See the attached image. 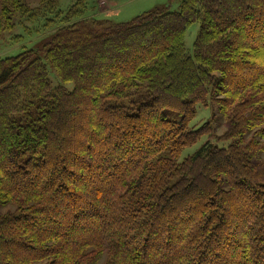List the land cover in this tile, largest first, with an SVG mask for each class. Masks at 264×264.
Masks as SVG:
<instances>
[{
  "label": "trees",
  "instance_id": "obj_1",
  "mask_svg": "<svg viewBox=\"0 0 264 264\" xmlns=\"http://www.w3.org/2000/svg\"><path fill=\"white\" fill-rule=\"evenodd\" d=\"M61 1L0 0V38L43 36L0 59V264H264V0L124 24ZM209 94L232 144L175 166Z\"/></svg>",
  "mask_w": 264,
  "mask_h": 264
},
{
  "label": "rangeland",
  "instance_id": "obj_2",
  "mask_svg": "<svg viewBox=\"0 0 264 264\" xmlns=\"http://www.w3.org/2000/svg\"><path fill=\"white\" fill-rule=\"evenodd\" d=\"M31 4H38L39 0H30ZM69 3V0H62L60 4ZM87 18H94L98 21H109L114 24L129 23L136 17L159 9H166L170 12H178L181 0H88ZM21 29H17L14 33H5L0 38V59L14 57L22 51L35 50L42 41L43 36H28L21 33ZM199 32V24L191 25L185 34L184 46L186 52L192 56L193 45ZM21 33L22 38L17 43L13 42V36ZM56 78V77H53ZM56 84V82H55ZM66 86V85H65ZM67 90L73 89L72 85H67ZM131 97L117 102L113 101V105L124 107L126 111L133 112L139 104L138 98ZM207 102L204 105H198L195 118L190 122L188 131L202 130L203 136L195 145L186 147L181 150L180 156L174 165L179 166L184 160L192 157L201 147L208 143L211 147L227 148L232 144V140H225L226 125L220 116L219 108L215 102L221 97L209 94ZM173 121L178 117L172 112L168 113ZM175 119V120H174ZM215 124H214V123ZM207 125H209L212 133L208 134ZM223 139V140H222ZM221 140V141H219ZM161 158H169V151L162 153ZM177 182V178L170 181L171 185ZM169 183V184H170ZM7 208V207H6ZM2 212H5L7 208ZM84 264H109L107 255L97 256L91 261Z\"/></svg>",
  "mask_w": 264,
  "mask_h": 264
}]
</instances>
